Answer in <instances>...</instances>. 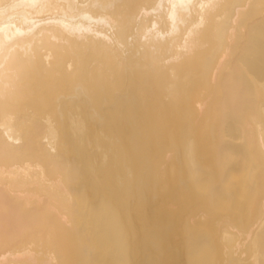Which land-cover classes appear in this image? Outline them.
Instances as JSON below:
<instances>
[{
  "label": "bare ground",
  "instance_id": "obj_1",
  "mask_svg": "<svg viewBox=\"0 0 264 264\" xmlns=\"http://www.w3.org/2000/svg\"><path fill=\"white\" fill-rule=\"evenodd\" d=\"M0 264H264V0H0Z\"/></svg>",
  "mask_w": 264,
  "mask_h": 264
}]
</instances>
